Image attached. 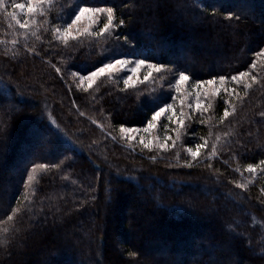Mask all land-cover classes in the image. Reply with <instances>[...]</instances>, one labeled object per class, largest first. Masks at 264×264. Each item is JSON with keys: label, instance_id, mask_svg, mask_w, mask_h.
I'll use <instances>...</instances> for the list:
<instances>
[{"label": "trees", "instance_id": "obj_1", "mask_svg": "<svg viewBox=\"0 0 264 264\" xmlns=\"http://www.w3.org/2000/svg\"><path fill=\"white\" fill-rule=\"evenodd\" d=\"M4 2L0 264L264 263V170L246 171L264 160V57L257 56L264 50V0H53L22 30L7 12L29 19L12 7L27 0ZM78 6L114 7L125 24L106 37L64 44L53 29L70 23ZM229 12L239 19L226 18ZM102 23L103 17L93 31ZM125 35L150 62L172 71L134 89L100 77L82 91L79 76L116 58H136ZM181 71L191 80L177 93ZM241 71L257 76L246 78L250 89L230 82ZM220 76L237 94L205 98L201 89V103L212 108L197 112L193 86L217 78L219 88ZM153 98L185 114V127L170 122L169 113L148 136L175 140L179 128L174 148L132 147L119 135L121 126L146 127L157 107ZM225 108L232 114L220 123ZM201 137L208 147L193 161L186 149ZM212 144L217 153L209 159ZM40 164L48 167L37 169L29 186Z\"/></svg>", "mask_w": 264, "mask_h": 264}, {"label": "snow or ice", "instance_id": "obj_2", "mask_svg": "<svg viewBox=\"0 0 264 264\" xmlns=\"http://www.w3.org/2000/svg\"><path fill=\"white\" fill-rule=\"evenodd\" d=\"M53 0H27V3H14L12 7L14 9H18L21 14L25 15L29 19H25L23 22L18 18L16 12H7V16L11 18L12 21L15 22L17 26L21 29H27L29 27V20H31L32 23H35L34 17L37 15H46L44 11V6L48 5L49 7L52 6ZM0 9L6 10V5L4 0H0ZM211 15H215L216 11L215 8L210 13ZM101 17H103V23L102 27H99L96 31H93L94 26L101 23ZM228 19H239L238 16H235L234 13L229 12L227 14ZM87 20V27L80 28L78 25L82 20ZM125 24V20L123 18L117 20L116 17V9L114 7H89V6H78V10L75 11L73 18L71 19L70 23H67L66 26L63 28L56 27L53 29L54 37L57 40L62 41L64 44L68 43L69 38L75 40L79 36L89 35L94 36L96 38L100 37H106L109 34L114 33L116 30L122 28ZM75 33V35L73 34ZM39 38V37H38ZM117 40L120 39L119 36L116 37ZM125 43H128L131 45V55L136 57L135 59H128V58H116L113 59L110 62L103 63L101 66L95 67L94 70H89L87 72V75H83L80 77L81 82L87 81L88 87L91 88L92 85L97 81L98 78L103 76H108L109 78L113 77L114 74L121 73L124 71L130 72L129 75L126 76V78L123 79V84L125 86V89H134L136 88L137 84H145L146 82H154L155 76L154 74H162L164 71H172V69H167L166 65L161 63H152L149 61V59L144 55V52L142 50H138L137 46L132 43V41L129 40V37L125 35L123 37ZM15 43V41H14ZM258 57H264V50H261L257 53ZM251 68H256V63L253 62L251 64ZM145 70L143 74V78H140V72L141 70ZM57 72H60V68H56ZM73 76L78 75V73H72ZM161 79H163V76H160ZM246 78H250L252 82H257V76L253 75L249 71H241L236 75H233L230 77V82H233L237 85H243L244 89H250L252 87L251 83H248L246 81ZM191 80V77L186 74L185 72H179L178 78L175 80V88L176 92L180 93L181 89L184 88L186 85L189 84V81ZM220 87H213L217 84V78L209 79L207 81H198L193 86L195 89V95H196V103H195V109L197 112L207 113L212 108L211 103L207 104V106L203 105L201 103V89H205L204 96L207 98L208 96H217L220 95L221 91L228 93L229 95H236L237 90L235 88H232L231 90L226 87V83L229 82V78L225 76H220L218 78ZM211 88V91L209 92L208 89ZM153 103L157 104V107L152 110L151 118L147 121L146 127L143 128L144 133H151L154 128L157 126V122L159 119L164 116L165 114L168 115V120L170 122H175L178 124L179 128L185 127V114L183 111H181L179 114H177L176 110L173 108V105L164 103L163 106H159L158 104V98H153ZM183 99L181 100V105L183 106ZM189 108L192 107L191 104L188 105ZM232 111H235V108L232 109ZM232 113L228 110V108H225L223 111V116L220 117V123H223L226 118H228ZM261 115H264V113H261ZM211 119V117H209ZM202 124L205 123L204 120L200 121ZM179 128L176 129L177 135L176 139L173 140L171 135H166L164 137V140L161 142L159 140V137H153L152 140L145 139L144 137H141L139 140V144L143 146L144 149H148L151 151L153 147H157L162 150H167L169 147H175L176 140L180 139V133ZM141 129L138 128H129L121 126L119 129V132L122 137H126L128 141H133L136 139L135 135L133 133H139ZM203 140V143L196 144L195 149L192 147H188L186 149V152L188 155L191 156L193 161H197L198 157H200L202 150L208 147V140L201 137ZM153 140L156 141L155 145L153 143ZM216 140H220V136L216 137ZM169 141H172L171 145H169ZM217 153V148L215 144L211 145V152L209 153L208 158L211 159L212 156H215ZM63 163V161H61ZM261 166H264V160L260 161L259 164L253 165L248 164L246 167V171L252 174H255L258 169L264 170ZM46 165L40 164L36 165L32 169V173L28 175V185L30 186L31 182L35 179V172L37 169H45ZM59 167V165H57ZM185 167L191 168L193 167L192 163L186 162ZM208 168H211L212 165H207ZM237 188H246V185L243 183H236ZM15 211H19V209H16ZM15 215V212L13 215H10L7 217L8 220H12L13 216ZM6 231V230H5Z\"/></svg>", "mask_w": 264, "mask_h": 264}, {"label": "rangeland", "instance_id": "obj_3", "mask_svg": "<svg viewBox=\"0 0 264 264\" xmlns=\"http://www.w3.org/2000/svg\"><path fill=\"white\" fill-rule=\"evenodd\" d=\"M101 19H102V17H101ZM87 20L85 19V20H82L81 22H80V24L78 25V27H80V28H83V27H87ZM97 26V25H96ZM96 26H94V27H96ZM20 30H22V29H20ZM74 35H75V33H73ZM144 71L145 70H141V72H140V78L142 79L143 78V74H144ZM130 74V72H128V71H124V72H121V73H117V74H114V76L113 77H111L112 78V80H114V81H118V82H120V83H123V79L124 78H126V76L127 75H129ZM80 77L81 76H79V78H78V82H79V87H81V90L83 91V90H86L87 88H89L88 87V83H87V81H83V82H81V79H80ZM103 77H107V78H109L108 76H103ZM214 87V86H213ZM209 90L211 91V88H209ZM8 105V104H7ZM163 117V116H162ZM161 117V118H162ZM160 118V119H161ZM160 119H159V121H160ZM158 121V122H159ZM158 122H157V124H158ZM129 128H132V127H129ZM144 128V127H143ZM143 128L142 127H139L138 129H141V131L139 132V133H133V135H135V137H136V139L135 140H133V141H128L127 139H126V137H122L121 136V134L119 133V135H120V137L122 138V140L123 141H125L128 145H130V146H132V147H136L137 146V144L139 145V146H142V145H140L139 144V140H140V138L141 137H144L145 139H148V140H152L153 139V137H154V134H152L151 135V137L150 138H148V136H149V133H144L142 130H143ZM157 129V127L156 128H154L152 131H154V130H156ZM153 143L155 144V140H153ZM108 176H105V178H107ZM108 221V220H107ZM118 225H120V227H121V223L119 222V224ZM118 232H119V228H118V226H117V228H115V230H114V233H115V237H114V245H116L115 247H118L117 245L119 244V243H121V240H120V238H118ZM117 234V235H116ZM96 249H98L99 250V247L97 246L96 247ZM259 255H262L261 253H259ZM200 255L199 254H197L196 256H195V259H199L200 257H199ZM103 264V263H102ZM105 264H107V263H105ZM262 264H264V263H262Z\"/></svg>", "mask_w": 264, "mask_h": 264}]
</instances>
